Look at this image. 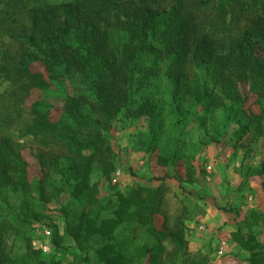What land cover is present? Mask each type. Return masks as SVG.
<instances>
[{"label": "rangeland", "instance_id": "obj_1", "mask_svg": "<svg viewBox=\"0 0 264 264\" xmlns=\"http://www.w3.org/2000/svg\"><path fill=\"white\" fill-rule=\"evenodd\" d=\"M201 1L0 0V59L15 65L0 74V144L7 143L22 159V167L9 170L0 187V214L26 202L43 215L30 228L9 229L0 237V254L9 263L106 264L101 256L108 245V252L123 253L128 264H251L249 252L231 234L239 229L264 244V127L258 126L264 93L258 99L259 86L248 78L238 82L225 68L220 79L215 56L232 53L242 34L255 29L252 54L264 63V0ZM38 12L58 27L68 26L65 59L79 62L67 69L63 57L55 61L53 80L42 61L16 72L26 64L19 61L21 43L14 36ZM137 15L140 23L146 18L143 39L162 51L160 67H151L152 55H132L139 67L128 83L130 111L120 109L113 126L103 131L114 170L103 178L93 169L89 181H98V202L90 205L86 192H73L80 178L70 161L25 135L31 121L26 114L43 111L52 123L70 124L61 112L69 95L96 119L89 101L105 84L95 70L97 56L85 47L121 50L131 41L126 21ZM180 18L188 20L191 45L204 48L198 62L187 58L184 74L175 72L176 55L166 52L167 42L178 36ZM216 76L224 93L214 87ZM197 90L204 99L196 97ZM214 95L222 102L209 105ZM144 103L154 107L153 114L137 115ZM43 161L51 164L49 170ZM119 196L130 198L124 222L110 236L86 237L84 227L112 215ZM52 225L59 231L58 247L52 244ZM72 232L80 233L81 246Z\"/></svg>", "mask_w": 264, "mask_h": 264}, {"label": "trees", "instance_id": "obj_2", "mask_svg": "<svg viewBox=\"0 0 264 264\" xmlns=\"http://www.w3.org/2000/svg\"><path fill=\"white\" fill-rule=\"evenodd\" d=\"M213 1L215 0H202L201 3L208 5ZM143 7L144 5H141L135 7L134 10ZM33 16L32 24L22 28L18 35L14 36L21 43L22 51L19 55V61L26 64L24 67L16 68V72L22 73V71L28 70V64L42 61L47 70L48 78L53 80L57 77L54 62L60 60L61 57H63L62 61L66 62L67 69L71 65L77 67L79 65L77 57L71 62L65 59V49L67 48L65 38L69 33L68 26L58 27V25L50 20V17L39 12ZM141 18V15H137V17L129 18L126 21L131 41L130 44L124 45L121 50H114L110 46L102 44H91V47H85L88 52H94V56H97L94 60L95 70L100 81L105 84L104 92L89 101V105L96 115V119H92L83 113L81 102L69 95H66L65 107L62 108L61 112L65 114V117L71 122L70 124H62V122L52 123L44 115L43 111L32 109L26 114L31 121L26 129L25 135L36 138L38 143L43 147L57 148L58 152L70 161L71 167L78 173L80 178L75 183L73 192L76 195L86 192V200L90 205L98 202L94 193L97 189L98 181L92 183L89 181L93 169L97 168L100 176L103 178H108L114 170L113 160L110 156L112 148L108 137L103 131H107L113 126V118L120 109L124 108L125 113L130 111L129 106L133 100L128 91L130 86L128 83L133 76V72L139 67L136 63H133L132 55H152L154 56V62L151 67H160L158 55L162 51L157 46L143 39L140 31L141 25L147 22L144 17V22L140 23L142 21ZM179 20L180 29L177 33L178 36L167 42L166 52L167 54L171 53L172 55H176V58L179 60V66L175 72L177 74H184L187 58L189 57L191 62H198L202 59L201 51L203 47L201 48L199 44L191 45L188 39L189 32L187 31L188 28L190 29L188 20L185 18H180ZM142 29L145 30V28ZM255 37H257L255 29L246 30L236 41L232 53L227 56H215V63L218 67L220 79L225 68L227 74H236L235 79H238V82L243 78H248L252 84L259 86V89L256 91L259 99L264 93V63L259 62L257 55L254 56L252 54L253 48L251 44ZM136 38L137 43L134 40ZM25 45L27 47H24ZM75 51L78 53L79 48H76ZM233 53L235 54L232 55ZM80 64L84 65L86 63L81 62ZM6 67L15 68V65L0 59V74ZM212 71L215 73L216 69ZM177 78L179 77L177 76ZM220 79L216 76L213 80L214 87H218L219 89L222 87L220 85ZM235 82L232 83L231 87ZM126 84L127 86L125 87ZM178 84H174V91H177ZM224 91L226 90H222L221 93H224ZM194 94L199 100L204 99L198 90ZM219 96L214 95L209 101V105L220 104L222 101L218 99L220 98ZM262 106L261 114L264 116V99ZM153 112L154 107L148 106L147 103L140 105L136 110L137 115H151ZM262 116L258 120L259 123L262 122V125H258L259 127H264V119ZM244 130L245 126H240L239 138L245 132ZM42 164L45 169L49 170L51 168V164H48L46 161H43ZM20 167H22V159L19 153L11 149L5 142L0 144V187L3 186L4 182L8 181L9 170H18ZM44 195V186H40V196L42 197ZM119 197L120 202L112 215L102 220L97 226L95 225L91 228L84 227L86 237L94 232H98L103 236H110L124 222L130 204V198ZM42 216L41 213L39 214L26 202L22 207H11L5 214H0V237L9 229H17L22 226L30 228L34 223L41 221ZM52 228V244L58 247L60 245L59 231L56 225H52ZM71 234L74 240L81 246L80 233L72 232ZM231 236L232 240L240 248L249 252V261L251 264L264 263V244L257 243L252 236H245L239 229L233 232ZM104 248L105 250L101 258L106 264H128V260L123 253H116L115 255V253L108 252V245ZM28 249L33 250L30 241L28 243ZM0 264L14 263H9L0 254Z\"/></svg>", "mask_w": 264, "mask_h": 264}, {"label": "built area", "instance_id": "obj_3", "mask_svg": "<svg viewBox=\"0 0 264 264\" xmlns=\"http://www.w3.org/2000/svg\"><path fill=\"white\" fill-rule=\"evenodd\" d=\"M46 232H47V234H49V233H50V231H49V230H47Z\"/></svg>", "mask_w": 264, "mask_h": 264}]
</instances>
